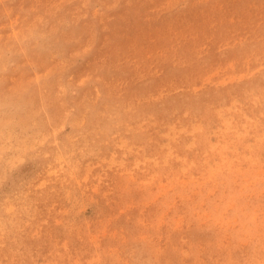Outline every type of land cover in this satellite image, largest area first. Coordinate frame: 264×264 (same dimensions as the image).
<instances>
[{
	"label": "rangeland",
	"instance_id": "rangeland-1",
	"mask_svg": "<svg viewBox=\"0 0 264 264\" xmlns=\"http://www.w3.org/2000/svg\"><path fill=\"white\" fill-rule=\"evenodd\" d=\"M0 264H264V0H0Z\"/></svg>",
	"mask_w": 264,
	"mask_h": 264
}]
</instances>
